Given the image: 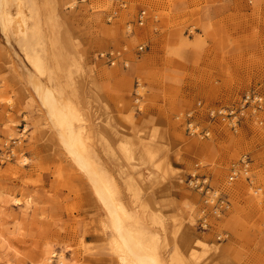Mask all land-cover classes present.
Returning <instances> with one entry per match:
<instances>
[{
    "label": "rangeland",
    "instance_id": "374dc122",
    "mask_svg": "<svg viewBox=\"0 0 264 264\" xmlns=\"http://www.w3.org/2000/svg\"><path fill=\"white\" fill-rule=\"evenodd\" d=\"M20 1V11L14 2L9 11L20 13L26 32L11 41L74 107L88 147H99L98 132L114 140L117 131L135 151L142 142L157 145L176 168L164 177L140 167L146 207L120 186L117 202L127 208L126 225L143 236L144 253L161 264H172L175 252L188 264H264V109L243 106L248 94L264 99V0ZM50 15L57 35L74 45L77 96L54 63ZM4 44L0 26V264H132L116 245L108 209L18 79ZM111 53L121 55L114 65ZM243 107L233 123L210 116ZM244 154L253 160L254 187L228 183ZM104 157L109 176H126L123 161ZM192 175L228 195L223 214L204 205ZM197 240L217 251L192 257Z\"/></svg>",
    "mask_w": 264,
    "mask_h": 264
},
{
    "label": "bare ground",
    "instance_id": "6f19581e",
    "mask_svg": "<svg viewBox=\"0 0 264 264\" xmlns=\"http://www.w3.org/2000/svg\"><path fill=\"white\" fill-rule=\"evenodd\" d=\"M12 2L20 11V0H0V26L5 42L4 47L12 59L18 79L34 95L50 127L55 131L68 153L88 176L91 185L95 188L97 198L108 209L116 232V245L120 252L124 254L123 261L132 264H161L154 256L144 253V244L140 241L143 236H139L136 233L137 231L132 229L134 226H130L132 227L130 228L126 225L125 219L129 218L127 208L124 204L117 202V196L123 190L120 186L124 184L123 191L130 197L131 202L135 203L137 200L141 202L143 207H146V200L142 197L143 188L136 180V177L141 179L140 167H153L161 172L164 177L175 174L174 169L176 168L170 164L166 155L162 156L160 154V148L157 145L142 142V149L135 151V143L117 131H114L116 145H113L114 140L110 137L108 139L104 133L101 132L100 134L98 132L99 147L90 145L88 147L82 135L75 130L76 125L74 122L77 120V114L74 107L61 100L62 98L57 96L56 92L41 79L38 65L34 64L29 57L23 58L14 47L11 34L18 37L24 35L26 31L20 13L18 12L17 17H14L9 11V5ZM47 22L51 33L50 40L53 47L54 63L58 70L65 73L67 84L72 87V92L76 95L78 90L74 74L79 67H77V60L70 56V52L74 50V45L69 37L60 38L57 35V26L53 15L48 17ZM38 35L37 33L36 36ZM30 61L36 69L31 67ZM110 125H112V122ZM104 153L110 155L113 159L115 158L118 162L123 161L118 166H120L119 172L126 175L124 178L119 176L118 179L113 178L108 175V172H105ZM15 202L20 203V200H15ZM152 218L154 223L164 224L163 216L160 213H155ZM132 231L136 234H133ZM216 251L217 247L197 240L191 251V256L196 257L197 253L208 254ZM48 260V258L44 259L39 264H48ZM60 263L64 264V261ZM171 263L188 264L178 252L173 254Z\"/></svg>",
    "mask_w": 264,
    "mask_h": 264
},
{
    "label": "built area",
    "instance_id": "2783aa9c",
    "mask_svg": "<svg viewBox=\"0 0 264 264\" xmlns=\"http://www.w3.org/2000/svg\"><path fill=\"white\" fill-rule=\"evenodd\" d=\"M145 23V12H141L138 18V24L143 25ZM144 47H140V51H143ZM121 55L118 53H111L107 55L109 62L112 63V65L116 64L117 59ZM244 107H246L247 104H249L251 109L253 111H261L264 109V99L259 93H251L245 96L244 100ZM244 107L239 109L238 115H236V112L234 109L230 110H223V109H213L210 111V116L212 118H222V120H229L230 123H233V120H235L239 116H243V110ZM248 107V108H249ZM230 117V118H229ZM240 179H245L247 183L254 187V174H253V160L249 154H244L240 157L237 163H235L232 168L230 169L229 176H228V183H233L235 181H238ZM189 185L200 192L203 195V203L206 206H213L214 210L219 213V215L223 214L225 210H227L230 207V202L228 195L226 193H223L217 189H215L211 183H209L208 178L199 177L196 175H192L189 180ZM261 189L256 188V191H260ZM207 226V223L205 220L202 222V227L205 228Z\"/></svg>",
    "mask_w": 264,
    "mask_h": 264
}]
</instances>
